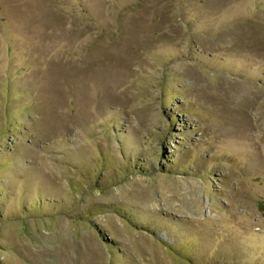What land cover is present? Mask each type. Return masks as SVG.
Wrapping results in <instances>:
<instances>
[{"label": "rangeland", "instance_id": "obj_1", "mask_svg": "<svg viewBox=\"0 0 264 264\" xmlns=\"http://www.w3.org/2000/svg\"><path fill=\"white\" fill-rule=\"evenodd\" d=\"M0 264H264V0H0Z\"/></svg>", "mask_w": 264, "mask_h": 264}, {"label": "bare ground", "instance_id": "obj_2", "mask_svg": "<svg viewBox=\"0 0 264 264\" xmlns=\"http://www.w3.org/2000/svg\"><path fill=\"white\" fill-rule=\"evenodd\" d=\"M256 42V41H255Z\"/></svg>", "mask_w": 264, "mask_h": 264}]
</instances>
